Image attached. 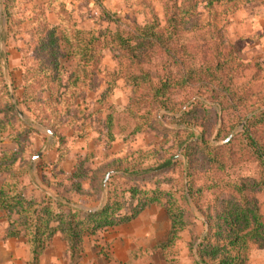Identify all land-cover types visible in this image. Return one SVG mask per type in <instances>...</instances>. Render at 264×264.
Segmentation results:
<instances>
[{
  "label": "rangeland",
  "instance_id": "1",
  "mask_svg": "<svg viewBox=\"0 0 264 264\" xmlns=\"http://www.w3.org/2000/svg\"><path fill=\"white\" fill-rule=\"evenodd\" d=\"M4 1L0 0V123L7 130L0 133V154L16 155L12 173L17 192L32 201V209L41 208L44 198L36 185L87 213L102 209L107 193L113 191L114 199L123 203L119 217H131L136 205L121 195V189L138 187L150 195V200L138 201L146 206L133 218L84 234L73 251L56 231L35 264H196L192 249L203 233L204 215L214 217L221 210L220 201L231 195L222 185L213 190L210 178L200 175L208 165L197 162L202 154L194 155L198 148L192 145L201 138L210 148L221 147L242 131L243 122L236 120L239 108L255 111L264 104V0H10L9 20ZM187 4L191 6L184 38L200 46L209 60H218L231 80L223 89L235 100L223 110L212 104L210 114L185 115L189 105L174 113L155 108L146 89L123 77L129 69L108 39L98 53L89 52L84 64L74 56V48L86 45L85 34L114 30L100 17L102 11L123 25L156 23L165 30L167 13ZM56 27L68 42L58 44L57 65H52L54 53L46 36ZM148 69L153 81L161 75L158 67ZM199 100L211 105L210 99ZM22 123L32 132L15 144L12 136L24 134ZM240 143L241 155H248L249 143ZM187 147H192L189 154L195 161L189 178L194 189H210L194 194L196 201L189 199L186 205ZM169 160L174 163L169 170L144 176ZM259 171L246 161L215 174L223 184L234 186L264 179ZM114 175L124 178L110 179ZM247 196L264 223V186ZM168 207L179 216L172 241ZM16 217L0 205V264H34L24 238L3 239ZM245 256L244 264H264V250L256 245H249Z\"/></svg>",
  "mask_w": 264,
  "mask_h": 264
},
{
  "label": "trees",
  "instance_id": "2",
  "mask_svg": "<svg viewBox=\"0 0 264 264\" xmlns=\"http://www.w3.org/2000/svg\"><path fill=\"white\" fill-rule=\"evenodd\" d=\"M9 1H4L7 20L11 16ZM190 6L187 4L179 12L167 13L165 30H162L156 23L143 26L136 23L123 25L118 19L102 11L100 17L105 23L112 24L114 30L106 28L97 30L96 34H85V37H88L87 43L85 46L74 48V56L79 57V63L84 64L87 62L89 52L98 53L100 44L108 39L107 44L110 42L116 48L118 60L122 63L126 62L129 69L123 77L128 78L134 87L146 89L148 97L156 102L155 108L174 113L189 105L185 115L200 111L203 114H210L212 104H218L223 110L225 104H231L235 100L231 91L224 90L228 88L226 84L231 80L223 75L225 71L221 70L218 60H209L201 51L200 46L193 47L194 45L187 43L184 38L188 31L186 26ZM59 32L60 28H51L46 36L48 48L55 54L54 56L52 53L53 58L50 61L52 65H57L58 44L62 40L68 42L67 38L59 37ZM149 67L160 69L161 75L154 77L155 81L151 79ZM213 86L215 88H212ZM221 90H224L226 94ZM199 99H210L211 105L203 104ZM8 108L17 117L18 112L15 105L9 102ZM239 114L236 120L238 123L243 122L242 131L227 140L221 147L210 148L209 144L204 143L201 138L192 145L198 148L193 153L194 155L202 154L197 162H204L208 165V168L204 172L201 171L200 175H207L206 177L210 178L213 190H218L222 185L230 191L231 195L220 201L221 210L214 217L204 215V220L201 221L204 227L203 233L199 235L197 239L199 243L195 249H192L196 264H244L249 245H256L264 250V223L258 215L254 201L247 196L248 192L264 186V179H252L249 184L239 183L237 185L235 183L234 186H229L226 183L223 184L220 177L215 174V171L222 173L226 168L232 169L246 161H251L254 168L257 171L260 170L259 173L264 176V104L255 111H247L241 106ZM36 123L44 126V122L36 121ZM223 124L224 119L222 118L221 127ZM6 126L0 123V133L7 130ZM21 127V132L24 134L19 133L20 137L12 136L15 144L19 141H26V134L32 132L26 124L22 123ZM205 134L206 132L202 133V137ZM244 141L249 143L250 153L242 156L240 142ZM192 147H187L183 151L186 159L185 165L188 166L185 170L186 182L183 185L187 193L184 194L186 205L189 199L196 201L194 194L199 195L210 189L206 187L195 190L189 179L191 167L195 162L189 154ZM16 159L14 151H5L0 154V205L4 210L9 213L14 212L18 216L10 222V231L3 239H14L20 236L24 238L34 264L41 257L44 244L56 231L63 234L73 251L80 244L84 234H93L98 229L114 227L126 222L146 206L137 204L139 200H150V195L145 191H140L138 187L123 188L119 191L121 195L123 197L128 195L129 202L136 203L131 217H119L123 203H118L114 199L113 191L107 193L106 204L102 209L86 213L72 207L68 202L47 195L39 187L33 185L35 190L41 193L44 202L41 208L32 209V201L17 192L16 177L12 173ZM173 164V160L166 161L156 169L145 172L144 176L167 171L172 168ZM126 177L131 179L133 176L126 174ZM113 178L124 177L114 175L110 179ZM232 190L238 197L233 196ZM170 195L171 193L168 194V198ZM52 204L55 205V209H52ZM167 212L172 222L169 239L172 241L176 235V217L179 216L175 211L172 212L170 207ZM116 213L117 217H112ZM52 223H56V227H53Z\"/></svg>",
  "mask_w": 264,
  "mask_h": 264
},
{
  "label": "water",
  "instance_id": "3",
  "mask_svg": "<svg viewBox=\"0 0 264 264\" xmlns=\"http://www.w3.org/2000/svg\"><path fill=\"white\" fill-rule=\"evenodd\" d=\"M10 93H11V92H10ZM11 97H13V96H12V93H11Z\"/></svg>",
  "mask_w": 264,
  "mask_h": 264
},
{
  "label": "crops",
  "instance_id": "4",
  "mask_svg": "<svg viewBox=\"0 0 264 264\" xmlns=\"http://www.w3.org/2000/svg\"><path fill=\"white\" fill-rule=\"evenodd\" d=\"M28 256H29V254H28ZM29 258V257H28Z\"/></svg>",
  "mask_w": 264,
  "mask_h": 264
}]
</instances>
